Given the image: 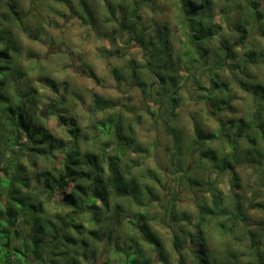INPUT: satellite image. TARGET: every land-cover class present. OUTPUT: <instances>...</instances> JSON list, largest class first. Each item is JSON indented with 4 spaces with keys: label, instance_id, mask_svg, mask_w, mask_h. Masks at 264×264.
Wrapping results in <instances>:
<instances>
[{
    "label": "rangeland",
    "instance_id": "374dc122",
    "mask_svg": "<svg viewBox=\"0 0 264 264\" xmlns=\"http://www.w3.org/2000/svg\"><path fill=\"white\" fill-rule=\"evenodd\" d=\"M75 1L0 0V33L12 37L19 48L17 65L21 78L18 79V88L24 92H36L35 113L55 136L68 140L70 135L67 129L74 122L78 127L80 148L84 150L95 151L104 147L105 142H110L99 130V121L109 116H120L124 123H132L136 140L146 148L147 153L127 156L123 162L126 165L125 171L127 175L135 176L142 187L148 186L152 195L146 193V198L142 196L140 205L136 200H120L111 196L110 208L118 219L108 225L112 229L109 241L104 237L99 241L92 239L86 232L79 236L74 230H70V236L87 243L83 248L79 245H66L63 241L60 244L54 240L51 242V237L43 235L41 261L36 260L30 252L31 236L24 232L21 240L26 243L27 257L19 264H50V258L56 264H66L70 259L76 260L78 264H126L125 252L129 251L127 245L130 239L141 247L144 257L151 264H161L155 249L131 225L140 214L146 216L148 224L161 242L168 264H198L196 251L201 243L211 264H245L255 255V251L251 249L252 244L264 253V207L258 206H264V127H260V123L264 122V109L258 113L252 94L239 87V81L246 74L250 77L249 81L264 84V29L260 27L264 20L262 18L258 23L252 14L255 10L264 12V0H193L197 4L208 1L211 17H206V20L216 30L213 38L204 45L208 53L201 58L193 52L195 48L190 51L193 55L186 53L185 33L176 22V8L179 5L175 0H156L154 5L142 8L139 13L147 36L154 37L163 24L167 27L172 47L171 62L179 76L178 94L181 98L180 106L170 116L169 122L175 132L186 141L184 145L193 141L196 124L215 134L225 126L223 132L230 135L235 133V128L226 124L229 120L235 122L242 118L254 124L251 129L245 127L244 136L239 140L234 154L228 151L225 137L218 134V139L213 143L194 152L195 162L187 159L185 165L188 178L215 181L225 201L232 206L238 204L241 207L245 215L244 225L255 236L253 240L245 237L241 224L236 227L233 235L218 234L211 221L204 229L205 239L198 241L189 234L194 232L199 214L198 205L210 201L211 195L206 187L193 188L185 185L178 193L172 192L173 212L188 214L190 225L175 222L169 215L164 216V209H170L168 202L161 196L165 193V183L169 182L171 176L169 154L164 149L171 146L172 139L164 131L165 125L160 120H155L154 123L155 117L151 114L157 104H154L155 101L151 100L148 92L156 90L158 84L157 80L140 69L146 57L134 42L126 45L122 39L111 40L110 33L114 25L107 22V0H85L95 18L90 26L83 25L70 14L66 3L74 5ZM8 10H18L21 18L19 26L10 22ZM120 13H124L123 9L117 8V15ZM245 16H248L249 25H245V28L249 32L244 44H239L240 33L235 32L232 27L238 17L242 19ZM251 16L253 18L250 20ZM222 40L232 46L231 51L236 54V59L227 61L219 72L220 78L228 83V91L219 98L226 100L229 106H223V110L211 115L207 110L208 106L200 98L205 92L199 88H208L210 75L217 72L210 71V68L215 62L214 54L218 52L221 57L224 56L219 50ZM234 43L236 45L233 46ZM115 50L118 54H115ZM246 51L254 52L256 62L248 64L242 71L237 70L239 59L243 58ZM192 58L198 59L199 63L193 62ZM192 66L195 68V79L187 71ZM114 70L117 72L116 76ZM46 79L54 82L56 92ZM137 82L144 83L145 86L139 87ZM11 91L13 92L12 89ZM95 98L113 102L114 109L109 111L95 107ZM52 106L56 107L49 111ZM56 114L63 116L67 125H61ZM135 120H139L138 125L134 123ZM247 134L256 137L255 144L247 139ZM207 148L214 149L218 156L226 153L231 161L239 157L240 160H235L234 173L218 175L212 172L211 162L199 154L200 150ZM15 152L20 153L17 149ZM20 162L27 170L32 187L36 181L37 166L24 153H21ZM151 175L161 180L160 186ZM166 197L169 198L168 195ZM63 198L64 192L59 190L50 200H41L44 217L55 228L61 225L59 219L69 213V209L62 204ZM115 204L120 208H114ZM82 224L86 229L91 227L86 218ZM46 229L52 235H59L49 226ZM105 229V225L99 228L100 233ZM57 253H62L63 257ZM203 259L208 262L206 255Z\"/></svg>",
    "mask_w": 264,
    "mask_h": 264
},
{
    "label": "trees",
    "instance_id": "16d2710c",
    "mask_svg": "<svg viewBox=\"0 0 264 264\" xmlns=\"http://www.w3.org/2000/svg\"><path fill=\"white\" fill-rule=\"evenodd\" d=\"M155 1L107 0L106 12L107 22L114 25L110 33L111 40L119 38L126 45H130V42L136 43L142 50V55L146 57L140 69L157 80V89L148 92V96L155 101V105L157 104L151 114L153 118L155 117L154 123H156L155 120H160L161 124L165 125H163L164 131L172 139L171 146H166L164 149L169 154L171 163L170 180L165 183V193L163 192L161 196L168 202L170 209L168 210L167 207L164 209V216L169 215L175 222L190 225L191 219L188 214L173 212L172 192L178 193L177 191L185 185L193 188L206 187L211 195L210 201L198 205V219L194 226V232L189 236L197 241L205 239L204 229L213 221L218 234L233 235L236 227L241 224L244 236L253 240L255 233L245 227V215L242 213L241 207L238 204L232 206L227 203L223 194L217 189L215 181L188 178L185 161L187 159L194 161V152L204 145L213 143L218 139V134L225 137L224 142L229 147L228 151L234 154L239 140L244 136L245 127L251 129L254 124L253 122L248 123L242 118L235 122L229 120L226 124L233 125L235 128V133L232 135L223 132L225 126H222L217 131L218 134H215L196 124L193 141L184 145L185 140L175 132L169 122L170 116L179 108L181 98L178 94L179 76L171 62L172 47L167 27L163 24L154 37L147 36L139 14L142 8L154 5ZM175 1L179 5L176 8V22L185 33L186 53L193 55L190 51L195 48L193 52L201 58L208 53L204 45L216 34L214 27L206 20V17L208 19L211 17L208 1L199 4L193 0ZM66 4L72 17H75L83 25H93L94 14L85 0H76L74 5L69 2ZM117 8H122L124 13L117 15ZM7 13L10 22L19 26L21 18L18 10H8ZM252 14L258 23L262 18L264 20V12L255 10L252 11ZM248 16L242 17V19L238 17V20L233 23V30L240 33L239 44H244V39L248 36L249 31L245 28V25H249ZM249 18L251 20L253 16ZM261 23L260 27L264 29V21ZM231 47L226 41H221L219 50L224 56L221 57L218 52L214 54L215 62L210 68V71L217 72L210 75L208 88H199L205 92L200 98L208 106L207 110L211 115H216L217 112L223 110V106H229L226 100L219 98L225 91H228V83L220 78L219 72L227 61L236 59V54L231 51ZM115 51V54H118L117 50ZM18 55L19 48L12 37L0 33V264H19L23 258L27 257L26 243L21 240L24 232L31 236L30 252L38 261L43 259L40 253L43 235L51 237V242L54 240L60 244L63 241L64 244L72 247L79 245L84 248L87 243L83 239L78 240L70 236V230H74L79 236L86 232L92 239L99 241L104 237L109 241L112 229L108 225L117 222L118 219L110 208L111 196L120 200L123 198L136 200L140 205L142 196L146 198V193L152 195L148 186L142 187L135 176L127 175L125 171L126 165L123 162L127 156L147 153L146 148L137 142L132 123H124L120 116H109L105 120L99 121V130L103 136L108 137L110 142H105L104 147L95 151L80 148L77 139L78 127L74 122L67 129L70 135L68 140L55 136L35 113L36 92H24L18 88V79L21 78V71L17 65ZM191 60L199 63L198 59L192 58ZM239 62L237 70L240 69V71L245 69L248 64H255L254 52L246 51ZM187 71L188 75L195 79L193 76L194 66ZM113 72L116 76V70ZM243 76V80L239 81V87L252 94L253 103L259 109L257 111L259 113L264 109V84L259 81H249L250 77L247 74ZM46 81L56 92L57 88L54 82L50 79H46ZM137 85L145 86L140 82H137ZM11 89L13 92H10ZM55 107H49V111H53ZM95 107L112 111L115 104L102 100V98H95ZM56 117L61 125H67V120L63 116L56 114ZM134 123L138 125L139 120H135ZM261 126L264 127V122L260 123ZM262 132L264 133L263 130ZM247 139L253 144L256 143L255 136L247 134ZM15 149L20 153L15 152ZM21 153L31 157L37 166L36 181L32 187H30L31 179L27 175V170L20 162ZM199 154L211 162L212 172H216L218 175L233 174L235 160H240L235 156L233 162L226 153L223 156H218L212 148L200 150ZM38 161L41 163L40 165ZM151 176L160 186L161 180L155 175ZM59 190L64 192L62 204L69 209V213L66 217L59 219L61 225L55 228V225L44 217V206L41 200H50L53 194ZM154 199L158 200L157 196H154ZM114 208L119 209L120 206L115 204ZM85 218L90 224V228L86 229L83 226L82 222ZM104 225L106 229L100 233L99 228ZM131 225L137 228L149 245L155 249L161 264H168L163 246L148 224L146 216L140 214L134 222H131ZM46 226L57 231L59 235L50 234ZM203 247L204 245L201 243L196 251L198 264H211ZM127 249L129 251L125 252L127 255L126 264H151L134 240L130 239ZM251 249L255 251V255L245 264H264V253L259 251L255 244L251 245ZM53 255L55 254L53 253ZM57 255L63 257L62 253H57ZM205 255L207 263L203 259ZM49 263L56 264L52 258L49 259ZM66 264L78 263L76 260L70 259Z\"/></svg>",
    "mask_w": 264,
    "mask_h": 264
}]
</instances>
